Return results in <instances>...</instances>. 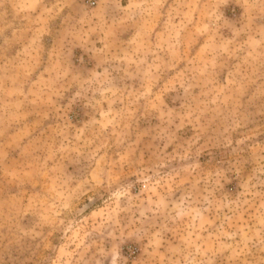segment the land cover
Wrapping results in <instances>:
<instances>
[{
    "label": "rangeland",
    "instance_id": "rangeland-1",
    "mask_svg": "<svg viewBox=\"0 0 264 264\" xmlns=\"http://www.w3.org/2000/svg\"><path fill=\"white\" fill-rule=\"evenodd\" d=\"M90 1L0 0V264H264V0Z\"/></svg>",
    "mask_w": 264,
    "mask_h": 264
},
{
    "label": "clouds",
    "instance_id": "clouds-1",
    "mask_svg": "<svg viewBox=\"0 0 264 264\" xmlns=\"http://www.w3.org/2000/svg\"><path fill=\"white\" fill-rule=\"evenodd\" d=\"M85 84L87 85L88 82L86 81ZM260 159H261L262 165H264V155H261V158ZM114 264H118V262L114 261Z\"/></svg>",
    "mask_w": 264,
    "mask_h": 264
},
{
    "label": "built area",
    "instance_id": "built-area-1",
    "mask_svg": "<svg viewBox=\"0 0 264 264\" xmlns=\"http://www.w3.org/2000/svg\"><path fill=\"white\" fill-rule=\"evenodd\" d=\"M90 4H94V1H93V0H91V1H90Z\"/></svg>",
    "mask_w": 264,
    "mask_h": 264
}]
</instances>
